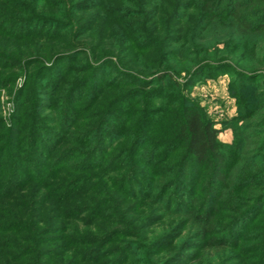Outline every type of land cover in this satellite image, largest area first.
<instances>
[{
    "label": "trees",
    "instance_id": "16d2710c",
    "mask_svg": "<svg viewBox=\"0 0 264 264\" xmlns=\"http://www.w3.org/2000/svg\"><path fill=\"white\" fill-rule=\"evenodd\" d=\"M111 1L117 0H102L96 5L106 15L97 14L92 22L88 16L75 14L95 8L93 0H38L35 9H27L31 12L26 19L16 17L15 24L20 26L40 23V34H23L22 39L50 40L49 49L36 48L23 60L6 59L13 69L25 68L27 83L31 75L43 78L38 90L45 92L51 104L45 107L34 96L28 109L19 105L13 127L0 133V231L8 234L0 235V248L4 250L0 252V264L124 261L133 247L129 241L113 248L114 253L109 252L115 254L114 258L105 262L101 259L109 244L120 240L118 233L132 229L133 222L130 225L115 207L103 213L105 206L121 200L113 194L115 189L125 197H154L153 200L166 203L165 192L169 188L178 184L183 192L193 185L204 197L191 196L187 203H204V212L187 213L198 224L203 248L238 249L249 225L263 211L264 127L261 120L252 118H262L263 114L241 113L237 119L242 123L235 129L234 141L225 143L219 139L214 121L185 94L204 74L230 72L242 82L257 80L261 74L236 71L226 60L200 62L186 70L187 76L180 83L172 77L171 63L164 59L161 62L153 54L159 53L156 47L165 40L170 47L161 56L187 59L186 43L191 44L193 36L202 34L215 40L228 36L234 44L246 40L247 46L252 39L264 40V0H121L120 5H111ZM21 4L26 6V0H21ZM48 4L51 9H47ZM113 7L119 15L113 16ZM181 8L190 11L175 15V10ZM101 25L108 26L104 34H99ZM137 57H146L149 68L159 70L157 75L145 74V70L129 65ZM43 59L50 64H44ZM61 62H66L62 70ZM262 63L257 58L253 64ZM103 71L107 72L105 77H101ZM49 72L54 78L44 79ZM96 76L101 79L97 85L93 83ZM6 80L1 79L0 85ZM89 86L88 98L83 100ZM110 90L115 91L104 93ZM164 95L167 104L150 111L144 96ZM135 100L139 111L130 106ZM259 100L258 105L264 106V91ZM127 103V108L119 107ZM44 108L52 115H42ZM151 114L157 115L150 117ZM138 115L143 118L133 123ZM251 160V173H244L241 168ZM165 162H169L168 167L160 171ZM168 173H173L168 180L158 178ZM93 192L101 197H89ZM39 198L42 203L54 200L62 215L58 218L66 221L54 223L42 212L34 217V211L28 208ZM228 198L239 199L237 208L230 210L224 229L227 233L219 239L212 238L218 227L215 209ZM116 214L119 217L113 218ZM109 215L105 224L98 222ZM260 223L264 233V220ZM116 224L119 227H108ZM243 256L249 258H239ZM254 264H264V254Z\"/></svg>",
    "mask_w": 264,
    "mask_h": 264
},
{
    "label": "rangeland",
    "instance_id": "374dc122",
    "mask_svg": "<svg viewBox=\"0 0 264 264\" xmlns=\"http://www.w3.org/2000/svg\"><path fill=\"white\" fill-rule=\"evenodd\" d=\"M101 1L102 0H93L94 4L92 5L93 7L95 6V8H91L90 10L84 12H76L75 17L88 16V21L90 20L92 22L96 19L97 14L102 13L103 15H106L101 7L96 6L99 5ZM158 1L161 2L163 0H152L154 3ZM34 3H38V0H26V6L21 4V0H16L15 2H13V0H0V8L2 9V12H0V80L7 79L5 84L0 85V124L2 126L0 128V133H3L6 128L13 127V124L15 123L12 119L17 114V108L19 105L28 109L29 106L31 107V100H34V96L35 100L37 99L39 101V99H41L40 102L42 105H45V107H48L51 104V100L48 96H46L45 92H40V90H38L40 89L39 84L43 86V78L36 79L31 75L32 79L28 78L27 83L24 74L25 68L21 67L13 69L10 66L12 65L11 61L6 59L16 57L23 60L25 56L31 55L29 53H32L36 50V48H39L42 51H48L49 45H47V43H50V40H44L42 42V40H38L37 38L22 39L23 34H40L42 30V25L40 23L37 22L32 26H29V24L21 26L15 24L16 17H22L25 19L28 17L31 11H27V9L32 6L35 9ZM121 3V0L110 2L111 5H120ZM50 6L51 5L49 4L46 5L47 9H51ZM21 7L26 8V10L24 11ZM115 7L112 8L113 10L111 9L113 16L120 14L119 12H114ZM184 11L190 10L185 8H181L179 10L177 9L175 10V15L179 16ZM98 23H101L100 20ZM144 25L146 24L144 23ZM104 28L107 31L108 26L101 25L99 34L100 31H102L103 34L105 33ZM50 33L51 31L48 34ZM190 41L191 44L190 42L186 43L187 47L185 54L188 55L187 59L173 58V55H169L165 58L167 54L161 56L162 51L166 52L168 47H170L165 40H161L156 47L157 52L159 53L153 54L155 59H158L161 62H163L162 60L164 59L166 62L168 61L171 63L173 68L171 74L175 81L182 83L185 80L184 78L187 76L186 70H192L200 62L216 63L220 60L230 62L236 71L240 70L246 72L247 75L253 74L254 72H259L261 74L259 79L246 82L237 80L234 74L225 71L213 73L211 75L204 74L203 77L196 81L190 90L185 93L191 100L199 105L203 113L209 119L214 121L215 127L219 129V139L225 143H232L236 137L235 129L242 123L239 119H237L241 113L245 111H253L256 113H262L264 116V106L258 105L260 104V94L264 91V40L255 42L254 39H252L253 44L252 41H250L247 46L246 40H242L241 42L238 41L234 44L233 40L229 39L228 36L215 40V38H212L209 34H202L200 36H193ZM44 43L45 46H42ZM193 44L196 45L194 47L195 49L190 47L191 45L193 46ZM40 46L42 47L40 48ZM249 46L251 47V51L249 50ZM190 53L191 56H189ZM257 58L263 63L261 65L259 64L258 66H254L253 63H256ZM43 60L45 61L43 62L44 64H50V61L47 59ZM65 63L66 62H61L59 64L61 70L65 67ZM148 63L149 61H147L146 57L145 59L137 57L131 61L129 65L136 67L135 69L138 71L145 70V74L153 73L154 75H157L159 70H152L149 68L150 65ZM101 73V77H105L106 74L104 73L107 72L103 71ZM9 77L12 79L10 78L11 80H8ZM45 77L46 78L44 79L54 78L50 72ZM100 80L101 79L96 76L93 78V83L97 85L100 83ZM26 83L27 85L25 87ZM23 85L25 87V91L22 92L21 95L19 94V91L22 89ZM32 87L35 90H32ZM89 91L90 86L87 88L83 100H87ZM114 91L115 90H110L105 91L104 93L107 94ZM40 94L42 95L41 98ZM166 96L164 95L156 98L144 97L146 105L150 107V111H153L156 108L161 109L167 104V101L165 100ZM144 97H141L142 100ZM141 98H138V100L142 101L140 100ZM136 103L137 100L132 101L130 102V106L134 110L139 111L140 106H137ZM128 105L129 104L127 103L120 105L119 107L127 108ZM51 113L52 112L48 110V108H44L41 112L42 115L47 117L52 115ZM156 115L157 114H151L150 117H155ZM142 118V116L140 117L138 115L134 118L135 120L133 123L137 120L139 123ZM252 118L256 121L261 120L260 122L263 123L264 127V117L259 118L253 115ZM17 126L21 129V131H24L21 124L18 123ZM257 130L260 131L259 128H257ZM127 131L130 133L132 129L129 127ZM67 141L68 140H65V143ZM63 145L64 144H62V146ZM252 162V160L251 162L248 161L244 167L241 168L245 169L244 173H251L250 165ZM168 164L169 162L162 164L163 167L162 169L159 168L160 171L166 170ZM262 164L264 165V162ZM147 168L148 167L145 166V171ZM148 174L153 175V173L145 172V175ZM172 175L173 173L163 174V176H158V178L168 180L172 177ZM178 187L179 185L175 184L165 192L164 201H166V203L153 200L154 197L148 198L150 200L135 199L132 195L125 197L115 189V193L113 194H115L116 197L121 198V200L118 203H113L114 206L111 204L105 206L103 213H109L111 208L115 207L118 211H120L119 213L125 217L126 221L130 225L132 222L133 224L131 225L132 229H130L129 232H123L122 234L118 233L120 240H116V242L109 244V248H106L101 255L102 261L105 262L106 260L114 258L115 254H110L109 252L114 253L113 248L119 247L123 242L127 241L132 243L133 247L126 254L125 260L119 262V264H254L258 257L264 254V239H262L264 237V233L261 232L260 223L264 220V207L259 218L249 225V228L244 234L245 236L238 249L227 247L203 248L204 241L201 240L197 232L198 224L194 219L189 218L190 215L187 212L193 211L197 214L203 213L204 203H201V205L200 203H197L196 205L194 204L191 206L187 203V201L191 196L202 199L204 194L193 185L189 188L183 189V192H180ZM42 191L45 192L44 190ZM154 194H156V192ZM89 195V197H101L100 194L96 192L90 193ZM238 196L239 194H236V197ZM145 197L147 196L145 195ZM122 199H124V202ZM40 200V198L37 199L31 204V208H28L29 211L30 209L34 211V217H37L39 213L42 212V215L47 220H53L54 223L66 221L65 218H58L60 215L58 210L59 208H57V203L54 202V200L50 199L46 203H42ZM234 200L237 202L239 201L238 198H234ZM236 201H232L228 198L226 203L223 201L218 203V208H216L214 212V219L218 224V227H216L214 234H211L212 238L217 237V239H219L227 233V230L224 229L229 222V217L231 215L230 210L237 208L236 206L238 203H236ZM169 205L171 207L170 210L166 209ZM162 207L165 210L162 209ZM16 209L17 208H15V210ZM116 215H114L113 218L119 217V215ZM106 217H110V215L104 216V220L100 218L98 222L102 225L105 224ZM116 225L117 226L108 227H119V224ZM0 235L4 236L8 234L7 232L0 231ZM247 249H249V252ZM2 251L4 250L0 248V252ZM240 255H246L249 256V258H245V256H243V258H239ZM57 259L58 261H61V258ZM88 264L91 263L88 262Z\"/></svg>",
    "mask_w": 264,
    "mask_h": 264
}]
</instances>
